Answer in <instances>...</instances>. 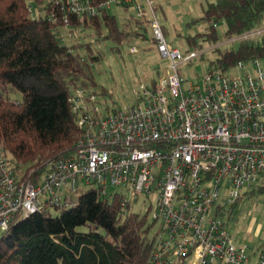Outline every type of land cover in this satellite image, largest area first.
I'll return each instance as SVG.
<instances>
[{"label": "built area", "instance_id": "obj_1", "mask_svg": "<svg viewBox=\"0 0 264 264\" xmlns=\"http://www.w3.org/2000/svg\"><path fill=\"white\" fill-rule=\"evenodd\" d=\"M49 4L53 8L44 14L57 21V9L59 28L71 33L114 7L132 8L168 64L159 62V80L143 85L139 95L135 91L133 105L105 115L80 105L96 92L76 89L77 148L41 175L33 170L27 177L0 148V231L48 205H75L73 195L85 182L104 196L112 186L125 188L135 200L144 194L156 199L154 219L161 220L166 237L156 234L154 264H173V258L183 264L190 256L201 264H264V249L251 255L237 247L220 218L242 190L264 188V58L227 71L212 67L197 83L185 84L181 67L201 53L170 48L163 26L148 18L145 7L154 10L152 0H48L45 12ZM263 33L259 27L231 41ZM120 195L126 211L130 200Z\"/></svg>", "mask_w": 264, "mask_h": 264}, {"label": "trees", "instance_id": "obj_2", "mask_svg": "<svg viewBox=\"0 0 264 264\" xmlns=\"http://www.w3.org/2000/svg\"><path fill=\"white\" fill-rule=\"evenodd\" d=\"M30 2L0 0V146L25 175L33 169L41 175L50 162L71 156L77 148L81 131L73 109L74 91L109 93L95 78V65L104 55L94 47L113 40L119 51L124 42L147 34L135 14L119 20L115 13L105 12L86 21L83 30L91 29L86 36L92 41L66 44L59 11L55 10L57 21L42 12L35 16ZM53 5L47 6V13ZM220 21L229 40L249 33L264 24V0H216L191 23L204 24L199 35L217 42ZM197 37H189V44ZM238 41L236 49H216L214 67L227 71L241 61L264 58V33ZM18 91L23 97L14 100L11 95ZM100 189L92 185L75 205H48L15 219L0 233V264H154V223L129 207L123 211L120 194L104 196ZM256 191L264 188L248 193Z\"/></svg>", "mask_w": 264, "mask_h": 264}, {"label": "rangeland", "instance_id": "obj_3", "mask_svg": "<svg viewBox=\"0 0 264 264\" xmlns=\"http://www.w3.org/2000/svg\"><path fill=\"white\" fill-rule=\"evenodd\" d=\"M152 1L154 10L148 6L145 7L148 12V18H156L165 28V36L170 48L179 49L183 54L188 51L201 53V56L189 65L181 67L180 73L186 80L185 84L190 81L197 83L210 67L217 66L219 51L216 49L223 51L238 47V40L231 41L225 36L226 25L223 21L217 24L219 35L217 42L204 41L199 34L204 31L205 25L202 23H191L193 18L201 17L208 9L209 4L216 0ZM47 2L48 0H31L34 8L33 10L29 9L30 13L33 15H39L40 12L47 13L44 11V4ZM112 12L116 14L119 20H123L132 14L136 15L132 8L123 10L114 7ZM260 28H264V24ZM83 29L73 28L71 33V28L62 26V42L73 44L77 41H92L93 37L86 36L92 32L91 29ZM195 36H198L196 43L194 45L189 44L188 38ZM116 47L117 43L113 40H106L103 44L94 47L97 51L103 52L104 55L102 60L95 65V78L98 84L107 89L109 93L103 95L96 89L90 90L96 92V98L94 100L81 101L80 105L85 106L91 112L96 111L97 108L102 115H105L109 110L124 109L133 105L136 101L135 91L139 95L143 85L151 87L153 80H159V62L163 66L168 64V61L163 59L158 50L153 47L148 35L146 38L141 37L124 42L119 51L115 49ZM11 97L14 100H21L23 96L18 91L13 93ZM0 148L7 151L4 146H0ZM16 167L17 169L19 168L17 164ZM35 179H37V176H35ZM82 185L79 191L73 195L72 200L75 203L78 201L79 195L91 187L85 182ZM107 191L109 194L118 193L125 195L130 200L129 211L142 215L147 214L149 221L154 223L151 233L166 237V233L160 231L161 220L155 221L154 219L155 198L149 199L144 194L135 200L132 198L131 193L123 187L109 186ZM222 198L224 197L222 196ZM234 203L232 200L231 203L225 206V212L221 214L220 218L226 223V229L234 244L237 247H246L248 254L252 255L258 249H264V191L248 193L242 190L241 197ZM52 212L54 215L59 213L54 208ZM172 261L173 264L180 263L175 258ZM182 262L183 264H201L196 261L194 256H190Z\"/></svg>", "mask_w": 264, "mask_h": 264}]
</instances>
